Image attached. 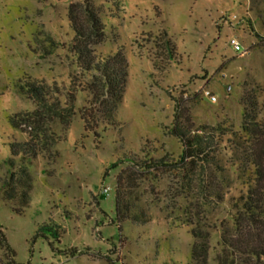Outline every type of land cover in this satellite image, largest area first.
Listing matches in <instances>:
<instances>
[{
    "label": "rangeland",
    "instance_id": "1",
    "mask_svg": "<svg viewBox=\"0 0 264 264\" xmlns=\"http://www.w3.org/2000/svg\"><path fill=\"white\" fill-rule=\"evenodd\" d=\"M73 4L83 18L87 4L99 10L105 36L94 45L98 59L121 50L128 62L126 90L111 125L85 90L93 74L83 72L74 52ZM233 37L241 52L230 45ZM26 81L44 83L50 101L61 107L75 95V114L38 118ZM254 109L263 119L264 0H0V177L10 170L11 142L34 139L40 149L37 159H17L33 184L23 213L0 189V225L17 263L190 264L191 229L197 226L211 233L208 254L197 264L246 263V255L231 260L221 238L232 223L229 198L239 195L246 179L238 164L231 165L250 147L242 137L233 156L232 133L241 135L245 110ZM82 113L92 124L102 120L88 131ZM177 115L191 131L221 136L228 171L219 179L233 187L224 202L182 193V177L171 167L140 168L180 158L183 144L171 131ZM130 156L134 164L113 167ZM121 173L124 194L135 206L129 213L143 210L148 222L119 223ZM7 261L0 250V264Z\"/></svg>",
    "mask_w": 264,
    "mask_h": 264
},
{
    "label": "trees",
    "instance_id": "2",
    "mask_svg": "<svg viewBox=\"0 0 264 264\" xmlns=\"http://www.w3.org/2000/svg\"><path fill=\"white\" fill-rule=\"evenodd\" d=\"M85 12L87 18L81 17L77 5L73 4L70 8L69 19L76 33L73 48L83 72L93 74V81L85 85V90L90 91L93 96L92 105L97 112L102 111V119L111 125L114 124L117 108L126 90L128 62L121 50L98 59L94 45L103 42L105 25L99 10L92 4H87ZM94 38H97V41H92ZM23 87L39 105V109L33 113L38 118L50 114L70 118L75 114V95L70 98V104L61 107L59 101L55 103L50 101V93L44 83L26 81ZM180 102L181 100L178 99V103ZM245 111L243 131L241 135L237 132L232 133L234 137L231 138L235 144L234 147L230 146V150H233V156H237L239 140L243 137L246 142H249L250 147H248L246 157L240 160L237 156L240 163L235 162L231 165L233 167L238 164L237 171L246 176V179L243 181L244 188L239 195L229 198L234 213L231 214L232 223L231 226H226L221 244L225 250L230 249L231 260H234L236 254H241L247 256L244 264H264V118L259 119L255 109L253 113L249 110ZM89 117L88 113H82V118L86 120V130L91 131L92 126H98L102 119L93 120V125ZM180 119L177 115L171 129L183 144V153L180 158L177 161H169L165 158L157 161L150 160V163H145L147 165L140 166V168L150 170L164 166L171 167L177 170L179 176L182 177V193L193 192L194 197L201 198L206 203L224 202L233 187L229 182L224 183L219 179L228 171L226 165L221 163L220 155L225 149L221 146V136L216 135V132L212 130L191 131L181 123ZM95 134L100 136L98 131ZM31 141L32 143L28 141L11 142V156L8 159L10 170L6 177H0L3 197L17 213H23L31 201L32 177L23 164L20 167L17 166V159L20 156H23L25 160L37 159L40 149L34 139ZM132 159L130 156L126 160H119L113 164V167L126 161H132ZM131 163L134 164L133 161ZM124 180V174H119L116 195V214L119 223L126 220L148 222L150 219L143 210L133 215L129 213L135 206L131 202L129 204L124 194ZM47 228L51 229V226ZM55 232L58 236L62 233L58 227ZM191 233L195 238V243L192 250L194 261L190 264H197V260L201 257L206 258L208 254L211 233L202 230L199 226L193 227ZM0 250L5 252L7 264H18L16 251L10 246L1 225ZM77 253L75 250L72 251L73 255Z\"/></svg>",
    "mask_w": 264,
    "mask_h": 264
},
{
    "label": "built area",
    "instance_id": "3",
    "mask_svg": "<svg viewBox=\"0 0 264 264\" xmlns=\"http://www.w3.org/2000/svg\"><path fill=\"white\" fill-rule=\"evenodd\" d=\"M229 43L234 48V50L236 52H241L243 50L242 44H241V42L239 41L238 38H236V37L231 38L229 40ZM208 94H209V92H208ZM104 192L108 193L109 192V188H105Z\"/></svg>",
    "mask_w": 264,
    "mask_h": 264
}]
</instances>
